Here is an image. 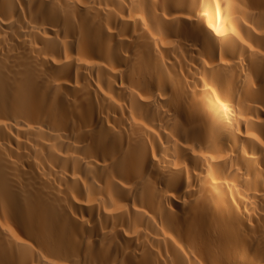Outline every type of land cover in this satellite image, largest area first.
I'll return each instance as SVG.
<instances>
[{"label": "bare ground", "instance_id": "1", "mask_svg": "<svg viewBox=\"0 0 264 264\" xmlns=\"http://www.w3.org/2000/svg\"><path fill=\"white\" fill-rule=\"evenodd\" d=\"M0 264H264V0H0Z\"/></svg>", "mask_w": 264, "mask_h": 264}]
</instances>
